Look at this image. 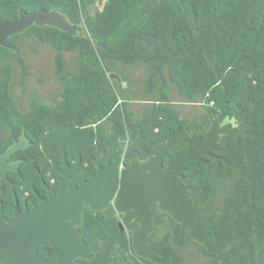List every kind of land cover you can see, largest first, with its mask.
I'll return each instance as SVG.
<instances>
[{"label": "trees", "instance_id": "1", "mask_svg": "<svg viewBox=\"0 0 264 264\" xmlns=\"http://www.w3.org/2000/svg\"><path fill=\"white\" fill-rule=\"evenodd\" d=\"M95 3L0 0L2 19H16L20 10H55L77 27L70 35L32 25L8 38L13 50L0 46V153L23 130L32 144L25 158L36 167L56 177L63 164L80 158L89 178L98 155L108 148L122 151L139 133L136 151L142 159L169 132L205 129L212 116L231 121L220 144L222 160L199 167L188 162L183 174L202 214L219 209L207 227L215 243L234 264H264V0H106L100 9ZM22 39L52 49L59 84L58 101L46 105L31 97L24 111L11 94L12 63L20 69L23 88L29 75L19 48ZM66 54L72 56V66ZM131 67L147 72L143 97L150 105L138 118L129 108ZM111 74L119 80L110 79ZM172 89L183 100L200 103V120L183 118L173 109ZM185 147L175 140L167 157ZM97 216L100 222L84 214V232L88 242L95 233L105 238L108 250L85 264H107L114 256L110 248L117 239L116 224ZM154 221L149 247L163 264H189L184 250L190 244L203 264H219L214 255L185 241L180 225L168 215Z\"/></svg>", "mask_w": 264, "mask_h": 264}, {"label": "water", "instance_id": "2", "mask_svg": "<svg viewBox=\"0 0 264 264\" xmlns=\"http://www.w3.org/2000/svg\"><path fill=\"white\" fill-rule=\"evenodd\" d=\"M32 25L54 27L70 35L77 33V27L55 10L42 9L32 13L20 10L16 19L0 18V46L13 50L8 38L23 33ZM109 78L119 80L117 74H111ZM230 127L231 122L220 125L217 117L211 118L203 142V131L186 129L185 135L179 134L176 138L186 145L185 149L167 158L165 166L163 159L173 144V136L153 143L152 153L140 160L136 151L142 138L140 133L123 151L108 148L98 155L92 162L95 174L89 181L84 179V171L70 177L80 159L70 168L64 165L60 171L58 193L49 191V199L42 201L30 217L18 216L6 224L0 213V262L38 264L36 248L46 241L55 248V258L50 264H69L77 258L91 260V253L100 251L98 240L86 246L77 229L82 223V212L88 207L90 211L101 212L107 219L115 213L121 215L119 226L131 233L134 255L153 264H163L157 259V252L149 247L150 236L155 230L154 219L160 214L168 215L180 225L185 241L214 255L219 264H234L233 257L215 243L207 230L217 220L219 209L202 214V207L195 205L193 190L188 185L189 177L183 175L188 162L199 167L218 161L213 152L220 151L218 144ZM28 146V140L22 134L18 141L0 153V180L16 165L7 163V158ZM123 161L128 164L120 168Z\"/></svg>", "mask_w": 264, "mask_h": 264}, {"label": "flooded vegetation", "instance_id": "3", "mask_svg": "<svg viewBox=\"0 0 264 264\" xmlns=\"http://www.w3.org/2000/svg\"><path fill=\"white\" fill-rule=\"evenodd\" d=\"M202 110L204 112L203 108ZM213 117H217V116H212L208 118V122H209L208 126L210 124V119ZM196 118H198L197 120H200L199 117H196ZM228 122H231V121H226V122L219 121L220 125H225ZM208 126L205 129L184 127L183 131H181L180 129L177 130L178 132L177 135H174L170 132H169V135L173 136V143H174L175 140L178 141L176 138L179 134H183V135L186 134V131H185L186 129H195L198 132L203 131V133L201 134V139L203 142L207 134ZM22 134H24L23 130H21V132L15 138H12V141L10 144H12L15 141H18L19 137ZM167 138H162V139H167ZM28 143H29V146L26 147L24 150L15 151L14 153L10 155L9 158H7L6 160L7 163H16V165L14 166V170L13 169L8 170L6 172V177L0 180L1 182L0 183V213H1L2 219L4 220L6 224L12 223L18 216L21 217L23 215H26L27 217H30L33 210L38 208L40 204L42 203V201H46L49 199V191H52L54 194H57L60 188V182H59L60 171L62 170L64 165H68V168H70L78 161L77 160L72 165H69L67 163L63 164V167L60 169L58 175L56 177H53L51 172H49L46 168L39 169L38 167H36V164L34 161L31 162L30 160L25 158L24 151L29 149L32 145L29 142V140H28ZM220 144L221 142L218 144L220 151L213 152V154L218 158V161L217 162L213 161L212 163H218L220 160H222V157L220 156V154L223 152V149L221 148ZM148 156L142 159L139 157V159L143 160V159H146ZM166 158H169L167 157V154H166V157L163 159V161ZM202 159L208 160L206 156H202ZM124 162L125 161L121 162L123 167H124ZM100 165L103 166V164H100ZM163 166L165 165L163 164ZM81 171H84V179L87 181H89L95 174L94 173L92 176L87 178L85 174V170L81 168V159H80L79 165L77 166L75 170L71 172L70 177H75ZM94 171H95V166H94ZM153 209L154 210L156 209V205H154ZM85 213H91L92 217L96 218L97 221L99 222H100L99 220L100 217L97 216V214H100L102 217H104L105 221H112L116 224V227H117V237L116 238L117 239L116 241L113 240L111 244V248H110V251L114 254V256H112V258L108 260L107 264L117 263V262H122V264H146L143 261L145 259L136 257L132 251L131 233L123 230L119 226L121 222V218H122L121 215L115 213L112 217L107 219L101 212L90 211L88 207L84 208L82 212V223L77 229H78L79 234L82 235V241L86 246L91 245L94 241L98 240V243H99L98 248L100 249V251L96 253H91V256H93L91 260H83L81 258H77L75 260L70 261L69 264H85L86 262H92L94 261V259H96L98 254L108 250V247L105 245L106 244L105 238L101 237L97 233L94 234L95 236L91 241L89 242L87 241L86 233L84 232L85 222H84L83 216ZM125 239H126V244H124ZM36 253H37L38 259L40 260V263L38 264H50L55 258V248L50 244L49 241H46L44 244L38 246L36 248ZM0 264H3V263L0 262ZM5 264H6V261H5Z\"/></svg>", "mask_w": 264, "mask_h": 264}, {"label": "rangeland", "instance_id": "4", "mask_svg": "<svg viewBox=\"0 0 264 264\" xmlns=\"http://www.w3.org/2000/svg\"><path fill=\"white\" fill-rule=\"evenodd\" d=\"M106 0H96V7L101 8ZM21 56L28 66L29 75L24 82L21 81L19 67L13 62L14 80L11 86V94L20 110L27 109L29 99L35 97L46 105H50L59 100V84L54 75L53 56L54 52L48 45H43L36 40L22 39L19 42ZM72 56L66 54L65 59L68 66H72ZM127 75L133 85L131 91V101L129 108L133 111L134 117L138 118L142 112L150 105L143 97L144 84L147 72L141 67H131L127 69ZM125 86V84H123ZM123 86V87H124ZM125 88V87H124ZM170 99L173 109L186 119H193L203 115L200 103H189L180 98L175 89L170 91ZM220 200V199H219ZM185 258L189 264H203L205 259L201 257L196 247L192 244L186 246L184 250Z\"/></svg>", "mask_w": 264, "mask_h": 264}, {"label": "built area", "instance_id": "5", "mask_svg": "<svg viewBox=\"0 0 264 264\" xmlns=\"http://www.w3.org/2000/svg\"><path fill=\"white\" fill-rule=\"evenodd\" d=\"M127 145H128V141L125 142L123 150L126 148ZM120 168H122V163L120 164Z\"/></svg>", "mask_w": 264, "mask_h": 264}, {"label": "clouds", "instance_id": "6", "mask_svg": "<svg viewBox=\"0 0 264 264\" xmlns=\"http://www.w3.org/2000/svg\"><path fill=\"white\" fill-rule=\"evenodd\" d=\"M129 144V143H128ZM123 151V150H122Z\"/></svg>", "mask_w": 264, "mask_h": 264}]
</instances>
